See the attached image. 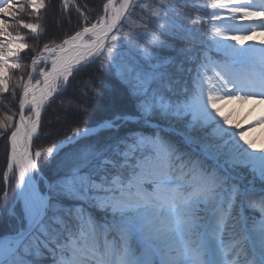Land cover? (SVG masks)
<instances>
[{
	"label": "snow or ice",
	"instance_id": "1",
	"mask_svg": "<svg viewBox=\"0 0 264 264\" xmlns=\"http://www.w3.org/2000/svg\"><path fill=\"white\" fill-rule=\"evenodd\" d=\"M59 3L0 0V264H264V0Z\"/></svg>",
	"mask_w": 264,
	"mask_h": 264
},
{
	"label": "trees",
	"instance_id": "2",
	"mask_svg": "<svg viewBox=\"0 0 264 264\" xmlns=\"http://www.w3.org/2000/svg\"><path fill=\"white\" fill-rule=\"evenodd\" d=\"M84 2V0H82ZM97 3L100 0H96ZM60 6L59 0H51V4L48 10L47 17L44 21L45 26L51 31L53 28V16L56 13ZM201 10V9H200ZM48 37L44 38L46 42ZM59 101H57L58 103ZM105 104L112 105L116 108H125L128 106V99L127 93L124 89L118 88L114 93L110 96L106 97L105 100L102 102ZM5 104L11 107V100H5ZM3 105H0L2 108ZM15 111V108L12 109ZM103 113L97 111L92 114L91 119L88 121L89 124L95 125L96 121ZM62 138V137H61ZM6 163L4 158V148L3 142L0 141V237L7 234L12 233L13 230L17 227V220L16 216L19 214L20 208L17 201L14 198V188L13 184H9L5 187L3 182V174L6 171ZM54 168H44L42 171V175L46 179H51L54 177ZM5 195H7V199H5ZM42 264H50V257L47 255L43 258Z\"/></svg>",
	"mask_w": 264,
	"mask_h": 264
},
{
	"label": "rangeland",
	"instance_id": "3",
	"mask_svg": "<svg viewBox=\"0 0 264 264\" xmlns=\"http://www.w3.org/2000/svg\"><path fill=\"white\" fill-rule=\"evenodd\" d=\"M206 2V0H199V3L201 4H204ZM201 14H207V13H210L212 10L211 9H208V8H201V10H199ZM201 31H203V29H201ZM30 43L32 42L31 39L29 41ZM250 43H257L258 42H250ZM259 46V45H258ZM249 107H251L250 105H244L241 109H240V114H244L248 111ZM257 109H259V106H256ZM253 135L257 138L258 141H264V128H257V130L255 131V133H253ZM42 174V173H41ZM234 175H236L238 178L245 175V173H234ZM43 176V175H42ZM44 177V176H43ZM45 178V177H44ZM249 179L251 177H248ZM46 179V178H45ZM101 213V214H99ZM97 218L99 216H101V219H96L103 223L104 222V214L102 212H99L98 210H95L94 213H93ZM252 215H255V213H251ZM9 234H12V233H9ZM5 235H8V234H5ZM4 235V236H5ZM3 237V236H1ZM251 258V257H250Z\"/></svg>",
	"mask_w": 264,
	"mask_h": 264
}]
</instances>
